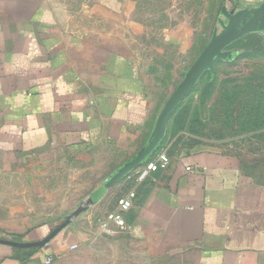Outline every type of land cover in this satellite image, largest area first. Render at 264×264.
<instances>
[{"label": "crops", "instance_id": "1", "mask_svg": "<svg viewBox=\"0 0 264 264\" xmlns=\"http://www.w3.org/2000/svg\"><path fill=\"white\" fill-rule=\"evenodd\" d=\"M230 1L234 11L264 6ZM114 2L97 1L91 13L112 23ZM57 10L49 0H0V176L36 185L63 164L99 159L107 186L152 141L161 112L132 59L102 34L68 30ZM170 160L144 181L129 171L94 193L32 257L16 250L33 248L0 244V264H264V183L218 147ZM131 192L127 228L106 233L107 215ZM66 219L28 233L0 226V240L40 241Z\"/></svg>", "mask_w": 264, "mask_h": 264}, {"label": "rangeland", "instance_id": "2", "mask_svg": "<svg viewBox=\"0 0 264 264\" xmlns=\"http://www.w3.org/2000/svg\"><path fill=\"white\" fill-rule=\"evenodd\" d=\"M49 1L68 30L102 34L132 59L153 108L161 114L241 13L234 11L230 0H115V19L109 23L91 13L100 0ZM261 30L244 32L212 58L175 107L158 152L174 158L202 147H218L239 157L244 171L264 183ZM151 158L131 170L130 181L136 182L137 172ZM98 161L68 162L36 185L20 173L17 178L0 176V226L28 233L49 221L66 219L86 198L106 187L101 184L107 170Z\"/></svg>", "mask_w": 264, "mask_h": 264}, {"label": "water", "instance_id": "3", "mask_svg": "<svg viewBox=\"0 0 264 264\" xmlns=\"http://www.w3.org/2000/svg\"><path fill=\"white\" fill-rule=\"evenodd\" d=\"M236 20L233 23L236 25L225 33L207 52L205 57L201 60L195 70L189 75L187 81L182 85V87L174 94L169 103L166 105L165 111L160 116L159 126L154 135V138L149 143V145L141 152V154L131 162L125 169H123L114 179L105 187L109 188L113 182L117 179L126 175L129 171L138 167L142 161H144L148 156H150L156 148L159 146L160 142L163 140L166 134V130L171 118V115L182 100V98L187 94V92L194 85L200 74L204 69L207 68L212 58L222 50V48L230 43L235 38L241 36L244 32L254 30V29H264V6L257 10L252 11H242L239 15L235 16ZM233 19V18H232ZM91 199L87 205L79 208L73 212L61 225L52 231V233L45 239L34 242H16L11 240H0V244L7 245L16 248H33V247H44L47 245L54 237H56L64 228H66L73 218L79 216L81 213L87 210V208L92 204Z\"/></svg>", "mask_w": 264, "mask_h": 264}, {"label": "built area", "instance_id": "4", "mask_svg": "<svg viewBox=\"0 0 264 264\" xmlns=\"http://www.w3.org/2000/svg\"><path fill=\"white\" fill-rule=\"evenodd\" d=\"M170 157L166 152H157L151 160L147 161L138 172V180L144 181L151 176L152 173L166 170L170 165ZM136 198L135 192H131L125 199L120 200L119 208L117 211L109 213L104 222L105 232H110L109 226L111 224L117 225L120 229L124 230L127 228V224L124 218V214L127 213L133 207V201ZM51 259L48 260V263Z\"/></svg>", "mask_w": 264, "mask_h": 264}, {"label": "trees", "instance_id": "5", "mask_svg": "<svg viewBox=\"0 0 264 264\" xmlns=\"http://www.w3.org/2000/svg\"><path fill=\"white\" fill-rule=\"evenodd\" d=\"M158 148H159V147H158ZM157 150H158V149H157ZM157 150H156V151H157ZM37 250H38V248H33V249L27 254L26 257L28 258V257H32V256H34V254L37 252ZM27 258H26V259H27Z\"/></svg>", "mask_w": 264, "mask_h": 264}]
</instances>
